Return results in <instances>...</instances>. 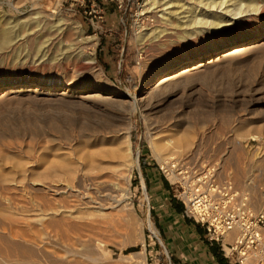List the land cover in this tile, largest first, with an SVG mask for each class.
I'll return each instance as SVG.
<instances>
[{"label": "rangeland", "instance_id": "374dc122", "mask_svg": "<svg viewBox=\"0 0 264 264\" xmlns=\"http://www.w3.org/2000/svg\"><path fill=\"white\" fill-rule=\"evenodd\" d=\"M146 1L0 0V28L9 26L15 30V40L13 38L12 44L6 45L8 49L0 41V96L3 94L2 90H6L8 95V101H0L3 104L0 105V155L19 153L22 157L25 154L24 157L27 158L29 149L36 151L34 149L38 150L43 145L53 146V138L39 136V128H48L46 131L49 132L53 128L49 124L51 117H63L59 108L65 106L54 100L61 96L67 101L77 98L80 92H87V88L94 84L124 94L120 98L113 97V105L117 108L116 114L122 124L128 108L124 102L129 96L139 95L145 75L148 78L153 74L159 75L160 67L157 66L159 62H163L162 59H179L191 56L200 48L203 50L202 44L197 45L199 49H187L177 39L162 41L161 44L144 39L149 29L155 28L160 21L163 3L167 0H157L161 2L155 4L156 7L148 6ZM259 23L264 25V13L256 17L235 18L230 27L208 34L210 39L206 46L224 38L241 36L251 26ZM59 27V31L63 29L64 33L58 32ZM257 42L258 40L252 39L249 43ZM215 63H209L208 70H212L203 73H210L213 80L210 77L208 80V74L205 77L202 75L206 80L196 79L184 89H177L160 107L155 111H145V115L149 114L147 118L150 119V128L156 130L157 127H170L171 123L177 121L185 123L188 116L199 114L197 110L200 109L207 115L213 114L216 119L198 129L197 135L204 133L206 136L214 134L221 116L224 123L221 124L223 136L205 150L214 151L217 155L196 156V164L180 158L182 161L177 159L179 164L195 167L193 171L197 172L201 171L197 167L199 165L205 169L213 167L217 173L224 167L227 175L239 173L238 176L244 178L242 180L246 185L258 188L264 195V142L251 138L260 135V131L264 133V47L247 52L239 58L236 65L234 63L230 66L232 68L229 71L223 70V74L219 70L220 66H215ZM214 72L216 78L212 75ZM65 90L66 93L60 95ZM26 97L28 100L31 98L29 105L30 101ZM48 100H52V104ZM47 104L54 107H48ZM46 107L53 112L47 111L49 109ZM142 116L135 113L130 121L131 152L135 164L130 180V194L125 203L130 205L131 212L116 214V223L110 227L104 239L100 254L102 264H174L162 235L164 228L161 215L155 210L160 200H155L154 195L158 193L147 180L150 174L146 175L148 172L144 171L145 164L149 163L150 166L146 168L167 182L168 196L171 198L174 197L169 181L174 183L179 177L172 181V176H168L167 180L163 175L160 170L162 165L150 150ZM156 121L160 124H153ZM241 127L247 129L248 138L237 136V130ZM259 127L262 128L258 129ZM174 159L177 161L176 157ZM5 164L0 161V168L10 167ZM234 188L240 193H248L252 203V194L248 189L242 191L235 186ZM24 196H11L14 197L11 201L5 197L1 203L5 207L11 206L7 202L14 203L13 209L16 210L17 207L19 211L31 213L36 208L35 199L33 196ZM68 240L67 243L72 242L69 237ZM128 249L137 251L126 255L125 251ZM231 260L234 261L233 258Z\"/></svg>", "mask_w": 264, "mask_h": 264}, {"label": "bare ground", "instance_id": "6f19581e", "mask_svg": "<svg viewBox=\"0 0 264 264\" xmlns=\"http://www.w3.org/2000/svg\"><path fill=\"white\" fill-rule=\"evenodd\" d=\"M159 2L161 1H146L150 7ZM163 6L160 21L155 28L149 29L144 39L150 40L149 42H160L159 44L162 41L170 42L177 39L187 49H197V45L202 44L203 50L199 47V51L191 56L162 59L163 62H159L157 66L160 67L159 75L153 74L150 78L145 75L139 95L129 96L124 102L128 108L122 124L119 123L113 97L120 98L124 94L94 84L87 88V92H80L77 98L67 101L61 96L54 100L65 106L59 108V113L63 117L59 118L60 120L51 117L49 124H52L53 128L49 132L46 131L48 128L46 130L41 126L39 128V136L42 138L51 136L55 141L53 146L43 145L37 147L38 150L34 149L36 151L29 149L27 158L24 157L25 154L22 157L19 153L0 155V161L10 165L9 168H0V264H102L100 254L104 239L110 227L116 223V214L131 212L130 205L125 201L130 194V180L135 164L130 141V121L133 114L139 113L144 116L150 150L163 166L161 168L169 170L168 176L169 178L172 176V181L178 179V175L170 169V164L176 162L179 166H185L179 164L177 159L184 158L191 161V164H196V156L216 154L214 151L205 150L223 136L221 124L224 123L221 116L214 134L206 136L204 133L197 135V131L206 123L216 121L213 114L207 115L198 109L199 114H192V117L187 115L185 123L177 121L167 128L157 127L156 131L150 128L149 114L147 118L145 111H155L177 89H184L192 81L200 78L204 80L208 73L204 74L205 76L203 73L207 72L212 61L216 62L215 66H220L219 70H222V73L223 70L229 71L232 68L230 66L234 63L236 65L239 58L241 59L247 52L264 47V25L260 23L251 26L247 33L241 36L224 38L206 46L210 39L208 34L230 27L235 18L263 14L264 0H167ZM59 29L61 28H57L60 33L63 29L60 31ZM14 31L9 26L0 28L2 46L12 44ZM252 39L258 40L257 44H250ZM209 74L208 80L211 75ZM214 74L215 72L212 75ZM212 78L213 76L210 80ZM2 92L0 101L3 103L5 100L8 101V95L6 90ZM65 93L66 90L60 95ZM51 101L49 102L52 104ZM29 103L31 101L28 105ZM49 104L48 107H51ZM51 108L47 111L53 112L50 111ZM158 123L160 124L156 121L153 124ZM246 132L247 129L241 127L237 130V136L246 139L249 136ZM251 138L264 142V133L260 131V135ZM197 167L201 171H206L202 165ZM194 168L185 167L190 169L188 171L190 174L194 173ZM238 174L229 176L222 167L217 177L221 181L231 182L242 191L248 189L252 194L253 205L248 193L239 192L240 195H248L252 207L264 210V195L258 188L246 185L243 177ZM20 195L33 196L36 202L35 210L24 213L17 210V207L16 210L13 209L12 202V204L7 202V205H11L7 207L1 203L5 197L11 201L14 198L11 196L21 197ZM234 235V232L227 233L224 242L228 240L232 243ZM68 237L72 240L71 243H67Z\"/></svg>", "mask_w": 264, "mask_h": 264}, {"label": "built area", "instance_id": "2783aa9c", "mask_svg": "<svg viewBox=\"0 0 264 264\" xmlns=\"http://www.w3.org/2000/svg\"><path fill=\"white\" fill-rule=\"evenodd\" d=\"M170 169L179 177L169 184L172 196L183 205V215L202 227L209 241L220 243L234 264H264V213L252 207L248 195L241 196L231 182L219 180L213 167L190 174L175 162ZM160 170L168 180L169 170ZM230 232L235 233L233 242H224Z\"/></svg>", "mask_w": 264, "mask_h": 264}, {"label": "crops", "instance_id": "0c3cea01", "mask_svg": "<svg viewBox=\"0 0 264 264\" xmlns=\"http://www.w3.org/2000/svg\"><path fill=\"white\" fill-rule=\"evenodd\" d=\"M146 167V175L150 174L147 180L158 193L154 195L160 200L155 210L161 215L162 235L174 264H234L224 256L220 243L209 241L202 227L185 218L183 212H176V203L168 196V184Z\"/></svg>", "mask_w": 264, "mask_h": 264}, {"label": "trees", "instance_id": "16d2710c", "mask_svg": "<svg viewBox=\"0 0 264 264\" xmlns=\"http://www.w3.org/2000/svg\"><path fill=\"white\" fill-rule=\"evenodd\" d=\"M171 201L176 203V206L174 207L176 212L177 213H182L184 209H183V206L181 205V203H178L174 198H171ZM134 251H137V249H128V250L125 251V254L127 255V254H129L131 252H134ZM219 261L221 262V259H219Z\"/></svg>", "mask_w": 264, "mask_h": 264}]
</instances>
